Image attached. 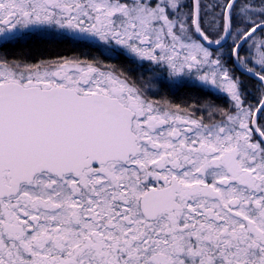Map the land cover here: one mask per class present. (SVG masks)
<instances>
[{
	"label": "snow or ice",
	"instance_id": "6c2138e0",
	"mask_svg": "<svg viewBox=\"0 0 264 264\" xmlns=\"http://www.w3.org/2000/svg\"><path fill=\"white\" fill-rule=\"evenodd\" d=\"M0 264H264V0H0Z\"/></svg>",
	"mask_w": 264,
	"mask_h": 264
},
{
	"label": "trees",
	"instance_id": "16d2710c",
	"mask_svg": "<svg viewBox=\"0 0 264 264\" xmlns=\"http://www.w3.org/2000/svg\"><path fill=\"white\" fill-rule=\"evenodd\" d=\"M69 47L70 46L58 44L51 41L33 40L30 41L27 45H22L18 49H13L12 52L13 54L24 55L29 59H36L54 56L57 53L70 55L71 52L69 51ZM181 90V97L179 99L176 98V100H181L189 95L194 96V93H190L188 90Z\"/></svg>",
	"mask_w": 264,
	"mask_h": 264
},
{
	"label": "flooded vegetation",
	"instance_id": "af4514ba",
	"mask_svg": "<svg viewBox=\"0 0 264 264\" xmlns=\"http://www.w3.org/2000/svg\"><path fill=\"white\" fill-rule=\"evenodd\" d=\"M181 93H182V90L176 92L173 96H172V99L176 100V98H180L181 96ZM177 102H179L180 100H176Z\"/></svg>",
	"mask_w": 264,
	"mask_h": 264
}]
</instances>
